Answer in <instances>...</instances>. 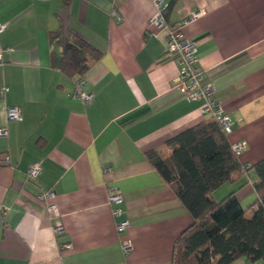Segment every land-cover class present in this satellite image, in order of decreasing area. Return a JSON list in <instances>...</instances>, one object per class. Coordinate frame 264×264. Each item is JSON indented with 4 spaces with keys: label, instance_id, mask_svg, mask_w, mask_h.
<instances>
[{
    "label": "crops",
    "instance_id": "obj_1",
    "mask_svg": "<svg viewBox=\"0 0 264 264\" xmlns=\"http://www.w3.org/2000/svg\"><path fill=\"white\" fill-rule=\"evenodd\" d=\"M166 1L171 25L203 10L183 25L184 35L198 40L202 66L233 121L230 141L247 143L241 163L263 159L264 0ZM155 11L154 0H0V88L8 87L0 128L9 130L0 136V264L172 263L175 242L193 218L146 152L169 156L165 141L207 117L204 102L175 82L166 32L149 27ZM68 36L103 53L88 58L87 103L73 96L74 78L54 64L63 50L57 41ZM9 105L21 108L23 120L7 119ZM37 162L42 170L32 180L27 172ZM254 178L236 173L213 197L235 191L249 216L258 199ZM110 188L124 196L120 216ZM42 191L54 194L43 201ZM122 219L131 227L120 234ZM124 237L133 242L129 254Z\"/></svg>",
    "mask_w": 264,
    "mask_h": 264
},
{
    "label": "trees",
    "instance_id": "obj_2",
    "mask_svg": "<svg viewBox=\"0 0 264 264\" xmlns=\"http://www.w3.org/2000/svg\"><path fill=\"white\" fill-rule=\"evenodd\" d=\"M52 38L55 41L58 35ZM57 42L63 50L54 57V64L74 79L84 77L90 66L88 58L97 60L103 54L79 36ZM165 145L169 156L164 157L156 148L148 150L146 156L193 218L175 242L171 264L264 260V158L248 168L243 165L228 135L210 117L168 138ZM244 172L254 173L258 195L249 216L235 191L221 200L213 197L218 188L234 180L236 173L241 176Z\"/></svg>",
    "mask_w": 264,
    "mask_h": 264
},
{
    "label": "built area",
    "instance_id": "obj_3",
    "mask_svg": "<svg viewBox=\"0 0 264 264\" xmlns=\"http://www.w3.org/2000/svg\"><path fill=\"white\" fill-rule=\"evenodd\" d=\"M154 2L156 4V11L149 20V27L158 30L164 29L166 32L167 52L178 65V75L175 79L176 84L184 88L186 95L190 99L203 101L204 104L201 108L203 115L218 121L224 132L229 135L233 131V121L216 98L214 83L208 78V71L202 66L198 52V40L185 36L183 32V25L199 18L204 13L203 10L191 11L188 14V18L183 20L181 24L171 25L169 24L167 15L170 3L166 0H154ZM112 17L117 20L121 19V15L117 10L112 11ZM5 27L6 24L0 23V30H4ZM4 51L0 47V64L4 62ZM74 82L73 96L80 97L83 102H89L92 99V94L85 91L86 79L84 77H77L74 79ZM7 91L8 87H1L0 97H3ZM6 117L8 120H23L21 108L16 105L7 106ZM8 134L9 130L7 127L0 128V136H7ZM246 145L245 141L235 142L233 143V150L237 155H241ZM248 167L249 165H247ZM41 170L42 165L40 162H37L29 168L27 175L30 179L37 180ZM255 180V178L252 179V182L254 183ZM53 194V192L42 191L39 198L44 201ZM109 201L111 204L116 205L114 207V214L116 216L123 214L120 204L124 202V196L121 192L110 188ZM48 209L54 214L57 212L55 204H50ZM4 211L6 212L7 208ZM130 227L131 222L129 219H122L116 222V228L120 234L127 232ZM56 230L57 232H62L63 227L58 225ZM65 246L70 248L72 243L67 242ZM122 248L126 254H129L133 250L132 240L128 237L122 238Z\"/></svg>",
    "mask_w": 264,
    "mask_h": 264
}]
</instances>
